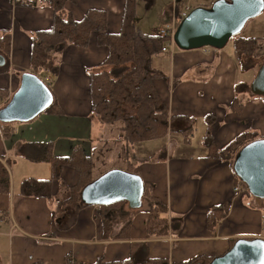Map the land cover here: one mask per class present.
Returning <instances> with one entry per match:
<instances>
[{
	"label": "crops",
	"instance_id": "obj_1",
	"mask_svg": "<svg viewBox=\"0 0 264 264\" xmlns=\"http://www.w3.org/2000/svg\"><path fill=\"white\" fill-rule=\"evenodd\" d=\"M161 1L137 0L138 12L141 4L147 10L157 7L159 20L164 21L163 16L171 19L173 0ZM202 1L205 3L198 2L200 5L196 7L206 6L212 0ZM125 5L126 0H72L66 3V9L76 21H82L91 9L104 10L108 32L117 35L122 29ZM52 22L53 11L40 2L38 6H25L15 5L12 0H0V33L9 31L12 37L9 71L0 74V90L14 94L19 89L18 74L31 72V37L36 32L51 30ZM259 25L264 27V21ZM97 36L92 34L86 49L67 48L60 76L52 86L63 114H49L68 121V131L64 133L66 141L60 145L57 155L54 152L58 147L50 134L34 130L39 121L37 117L7 125L9 136L0 127V162L11 177V193L0 194V264H67L68 259L70 264H96L101 260L108 264L129 261L133 257L140 262L148 257L167 260L169 264H189L201 256H222L230 249L229 240L264 239V208L253 209L250 204H255V200L246 201L242 193L235 194L237 180L230 165L209 159L204 141L211 122L218 149L249 130L254 129L253 133L264 136L257 125V121H264V101L247 103L242 116L229 110L236 95L235 86L242 80L234 46L228 53L176 50L174 54L167 51L153 58V67L170 79L169 83L155 81L172 118L170 132L164 139L129 146L128 153L135 173L144 183L154 184V196L169 208L168 236L149 235L150 209L140 208L145 200L125 207L126 212H134L129 239H115L124 226L120 214L111 224V237L103 239L97 206L81 211L70 230L65 221L63 225L67 230L57 227V202L77 185L79 171L65 166L60 180H53L54 167L42 161L45 155L52 153L55 158H67L81 148L94 158L95 178L114 170L125 172L131 166L124 160L125 147L116 142L122 125L103 126L91 116L88 71L98 69L109 55L108 48L98 46ZM247 38L258 39L257 69L244 72L242 80L252 83L264 64V28L262 33H252ZM13 77H17L15 82ZM253 103L257 110L248 109ZM80 130L85 131L84 136ZM27 179L53 180V199L24 197L22 184ZM216 206L225 208L226 217L218 232L212 234L207 228L208 213Z\"/></svg>",
	"mask_w": 264,
	"mask_h": 264
},
{
	"label": "trees",
	"instance_id": "obj_2",
	"mask_svg": "<svg viewBox=\"0 0 264 264\" xmlns=\"http://www.w3.org/2000/svg\"><path fill=\"white\" fill-rule=\"evenodd\" d=\"M36 1L53 11L51 30L36 32L31 37V54L29 58L31 72L28 74L38 76L47 85L53 95V104L45 112L56 115L63 114L52 86L60 76L64 52L70 46L81 49L88 48L92 34H98V46L108 48L109 55L98 69L88 71L90 99L92 103L91 116L103 126L122 125L120 138L116 142L122 143V146L125 147L124 160L131 165L130 169L125 172L139 176L135 173V167L132 165L133 159H130L128 153L129 146L132 148L139 143L164 139L171 128L172 118L169 117L166 104L155 86V81L157 80L169 83L170 79L163 72L155 69L152 63L153 58L163 52V48L169 43L170 37L146 34L140 29L137 25V0H126L122 29L117 35L108 32L107 13L104 10L91 9L85 14L82 21H76L73 15L66 9V3L72 0H33V2L29 0L27 3L19 5L38 6V2ZM213 3L214 1L208 6H211ZM257 44L258 39L256 38L245 39L240 35L233 38L234 53L241 71L248 72L257 69L255 67L258 65V60L255 56ZM11 50L12 37L10 32H1L0 55L4 57L6 64L4 67H0V74L9 71ZM250 86L251 83L243 82L236 86V95L229 107L230 112L238 116L243 114L246 105L245 101L247 100L242 98H246L247 93L252 95ZM239 88L242 90V94L237 93ZM7 92V90H0V95H6ZM258 98L264 100V97ZM14 123L18 122H3L0 120V127L5 135L9 133L7 125ZM213 124L211 122L204 137L209 151V159L228 163L235 179L239 181L240 178L234 169L235 156L243 147L256 140L264 139V137L246 131L226 147L218 149L211 133V126ZM42 161L50 162L53 165V180H60L61 170L65 166L79 171L77 185L69 189L64 198H61L57 202L55 212V223L61 230L64 229L62 220L67 212L70 210L73 213V221L67 227L70 230L75 226L78 214L88 207H93V205L84 200L83 192L97 180L94 176V158L87 155L81 148H77L67 158H55L50 153L47 156L45 155ZM53 180L40 181L27 179L22 184V194L24 197L52 200ZM241 183L244 184L243 181ZM154 188V184L143 182L142 196L150 206L147 225L148 233L150 236L161 238L168 236L169 208L159 198L154 196ZM10 193L11 177L8 169L0 162V194L9 195ZM68 194L69 196L66 197ZM254 200L255 198L253 197ZM125 205H127V201H117L98 208L104 240H108L111 237L110 227L118 214H120V219L124 223V226L121 233L115 239L130 238L131 218L134 212L123 210ZM250 205L253 209L259 210L264 208V201ZM225 217L226 210L223 206L211 208L208 213V230L212 234H216ZM155 228L157 230L153 231ZM175 230L178 231L179 229ZM238 240H229V250L233 248ZM214 259L212 257L201 256L189 264H211ZM69 262L70 260L68 259L66 263L69 264ZM96 264L105 263L101 260ZM108 264H169V262L159 259L151 260L148 257L145 262H140L137 258L133 257L129 261Z\"/></svg>",
	"mask_w": 264,
	"mask_h": 264
},
{
	"label": "water",
	"instance_id": "obj_3",
	"mask_svg": "<svg viewBox=\"0 0 264 264\" xmlns=\"http://www.w3.org/2000/svg\"><path fill=\"white\" fill-rule=\"evenodd\" d=\"M264 13V0H216L211 7H197L180 24L174 42L181 51L213 48L222 51L241 34L249 21ZM6 61L0 55V67ZM256 97H264V64L250 86ZM47 85L34 74L21 77L19 89L0 110L3 122H27L44 113L53 104ZM234 169L256 202L264 201V139L243 147L235 156ZM143 194V181L137 175L110 171L83 192L84 200L100 207L117 201H129ZM135 205V204H134ZM211 264H264V239H239L227 253Z\"/></svg>",
	"mask_w": 264,
	"mask_h": 264
},
{
	"label": "rangeland",
	"instance_id": "obj_4",
	"mask_svg": "<svg viewBox=\"0 0 264 264\" xmlns=\"http://www.w3.org/2000/svg\"><path fill=\"white\" fill-rule=\"evenodd\" d=\"M212 1L215 2L216 0H212ZM161 2H165L166 3L167 1L166 0H162ZM180 2H183V0H180ZM198 2H200L201 4L205 3L202 0L194 2L195 8H196L197 4L200 5V3H198ZM208 5H210V4H207V6H203V7H211L212 6V5L211 6H208ZM160 7H162V5ZM169 13H170V10H169ZM162 20H164V21L159 20L158 8L157 7H152L151 9L147 10L142 4L140 5L139 12H138V17H137V24L140 25V27H141L143 32L148 33V34H158V32H160V30L166 28L171 23L170 16H168V18L163 16ZM263 21H264V13L261 16L257 17V19L255 18V19L249 21V23L246 25V27L244 28V30L242 31L240 36L244 37V38L245 37L247 38L252 33H259V34L262 33L264 27L260 26L259 24H261V22H263ZM255 22H257L256 25H252ZM232 48H233V39L228 43V45L223 50L225 52L227 51V53H228V52H231ZM177 51H181V50H179L177 48ZM238 68H239V64H238ZM239 72H240V68H239ZM241 72L242 73L239 74V79L243 80V77L245 76V73H244V71H241ZM22 74H23V72L18 74L19 75L18 83H20V77H21ZM13 80L15 82L17 80V77H13L12 81ZM242 80H238L236 86L238 84H241L243 82ZM12 83L9 85L11 87V89L14 88V85ZM243 83H245V82H243ZM236 86H235V89H236ZM237 93L242 94V90L239 88ZM12 96H13V94L10 93V91L7 92L6 95H0V109L2 107H4L11 100ZM242 99L247 100V101H245L246 104L249 103V102H252V101H254V102L255 101H262V102L264 101L261 98L253 97L249 93H247L246 98H242ZM250 104H252V103H249V105ZM254 106H255V104L253 103V105H251L248 109L249 110H253V111L257 110L256 108H254ZM244 111H243V113H244ZM54 116L55 115L51 116L49 113H46V112L40 114L37 117V120H39V121H37V123H35L36 125L34 127V130L36 132L42 131L43 134H50L51 139L54 141L55 145L58 147L57 149H55V152H54V154L57 155L61 151L60 145L64 141H66L64 133H67V131H68V127H67L68 121L62 120L61 118H59L57 116L54 117ZM249 125H252V122L250 120H249ZM257 125L259 126V128L261 130L264 131V121H263V123H260V121H257ZM253 130H249V132H253ZM84 134H85V131H81V135L84 136ZM253 134H255V133H253ZM262 134H264V133H262ZM193 135H194V132H193ZM257 135L261 136V134L260 135L257 134ZM261 137H264V136H261ZM9 149H11V145L10 144H9ZM96 179H98V178H96ZM68 196H69V194L66 197H68ZM242 196H244L243 200L246 199V201H247V199H249L250 202L253 200V196L251 195L250 191L247 189V187H244V186H243ZM143 200L144 199H143L142 194L138 195L136 198L131 200V202H133V204H131L129 201H127V205H125V207L129 206V203L131 204V206H133L134 204L142 202ZM140 208L142 210H149L150 206H149L148 203L145 202V204H141ZM123 210H125V208ZM64 221L66 223H68L67 225H70V223L73 221V213L70 210L67 212L66 216L63 218L62 222L64 223ZM1 249L3 251L5 250L3 245L1 247Z\"/></svg>",
	"mask_w": 264,
	"mask_h": 264
},
{
	"label": "built area",
	"instance_id": "obj_5",
	"mask_svg": "<svg viewBox=\"0 0 264 264\" xmlns=\"http://www.w3.org/2000/svg\"><path fill=\"white\" fill-rule=\"evenodd\" d=\"M15 5L27 3L28 0H12ZM194 9V0H173V6L171 10V24L168 25L166 28L160 30L158 35L161 37H170L169 44L163 48V52L169 51L170 53L174 54L177 50L176 45L174 43V35L177 32L182 21L187 18V16L192 12ZM208 54H214L217 50L213 48H204L203 49ZM49 81V79H48ZM235 194L243 193V185L240 182H237L234 188ZM70 264V262H69ZM71 264H74L73 262Z\"/></svg>",
	"mask_w": 264,
	"mask_h": 264
}]
</instances>
